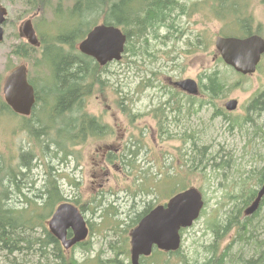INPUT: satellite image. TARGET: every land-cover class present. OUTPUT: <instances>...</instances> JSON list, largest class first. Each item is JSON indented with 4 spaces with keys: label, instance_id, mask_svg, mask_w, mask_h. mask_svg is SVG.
<instances>
[{
    "label": "rangeland",
    "instance_id": "1",
    "mask_svg": "<svg viewBox=\"0 0 264 264\" xmlns=\"http://www.w3.org/2000/svg\"><path fill=\"white\" fill-rule=\"evenodd\" d=\"M181 1L186 4L185 7L194 6L197 9L179 20V25L186 32L184 37L178 41H169L167 45H162L158 39L151 49L153 58L155 57L151 65L146 66L141 59L133 56L106 65V70L101 74L105 80L102 90L99 91L97 87L86 97L85 110L88 114L100 117L105 125L115 124L111 138L119 144L122 143L123 148L126 143L133 145L132 150L136 153V156L131 158L133 165H126L129 158L127 157V160L121 151L117 165L109 166V171L103 169L107 172L106 176L97 174L99 158L95 148L104 141L105 135L89 136L83 143L71 146L73 153L68 154L66 160L62 161L60 149L54 153L56 147L51 139L57 140L58 135L52 128L53 120L49 107L42 109L40 104H35L36 110L26 118L32 122L37 121V118L34 119L37 116L38 124L35 123V127L47 132L38 136V142L24 130L27 121L21 116L11 112L0 114V154L4 156L3 159L9 158L7 162H10L13 168L20 159L29 160L32 165V169L22 171L29 175H21V178L16 180L18 187L24 186L21 192L28 190L26 186L29 183L34 185V188L43 184L49 171L48 168L46 170L47 163L51 166V173L57 178L62 198L70 202H86L84 215L89 226H92L86 238L89 250L85 251L79 247L62 249L61 252L66 258L74 255L84 264H107L109 260H114V264H117L118 260L129 262L128 230L131 228L132 219L149 204L166 201L172 191L182 185H192L201 190L205 201L204 209L192 226L182 231L180 250L177 253H153L141 259L144 264H202L210 257L219 258L223 255L221 264H235L240 262V259L255 260L261 255L264 256V205L250 222L255 228L257 226L256 240L260 241H257L258 247L252 242L240 239L235 228L215 232L218 224L225 223L233 211L236 212L242 207L239 200L241 190L251 186L259 188L255 181L259 172L264 169V115L248 109V104L257 92L264 89V54L258 69L253 74L241 78L217 61L214 38L221 32L237 33L231 32V28L236 30L237 27L229 28L228 19L220 21L210 13L211 5H217L219 0ZM72 2L73 0H61L60 3H57V0H45L43 6L33 10L37 13L31 17L33 11L25 5V0H0V6L7 9L6 20L2 24L4 37L0 42L2 77L8 72V68L12 69L20 63H25L28 79L35 85L36 93L42 92L44 88L47 91L48 82L52 81L50 71L47 81H44L47 72L42 67L33 66L34 56L19 59L11 54V50L14 45L24 40L19 36L18 30L26 18H32L38 36L39 33H49L54 28L61 31L63 26L67 30L71 19L61 15L55 20L53 10L58 7L64 12L66 6ZM229 7L226 4L224 9ZM245 12L253 16L254 24L259 22L264 28V0H249ZM76 15L79 16V13L76 12ZM227 16H230L229 12ZM79 20L74 18L73 22ZM196 34H201L202 42H208L207 49L204 50L201 45L195 51H187L185 38ZM34 55L38 56L39 52ZM214 69L224 73L228 82H236V87L226 96L213 99L212 102H205L204 100L209 98L206 94H201L199 98L202 102H198L199 105L196 104L193 108L185 107L187 103L181 104V112L176 117L175 113L168 117L166 133L160 132L154 117L155 111L152 110L164 99V89L159 84L172 86L173 80L186 77L198 81V76L203 77L204 72ZM143 76L151 79V86H141L140 78ZM138 82L140 85L135 87ZM116 89L121 93H117ZM125 92V104L131 111L130 115L137 116L132 121L119 106V102H123L121 96ZM40 99L43 100L44 97L40 96ZM229 99L237 100V106L232 111L224 107V103ZM69 120L65 116L60 125L67 124ZM45 142L51 144L45 148ZM31 149L35 151V157L22 156ZM17 170L18 167L13 171ZM93 172L95 177H92ZM6 192L8 200L13 204L18 202L16 205L21 207L23 195L17 192L16 187ZM96 201H100L101 205L92 211L91 207ZM89 205L91 207H88ZM243 216L241 211L238 214L239 220H243ZM48 219L45 220L46 227ZM40 232V227L32 230L34 244L37 243L35 239L40 237ZM125 236L127 253L123 254L122 241ZM250 241H253V238ZM34 249H23L22 252H35ZM45 249V257L41 256L39 250L28 254L26 258H29L30 264L59 262L51 247ZM22 252L13 256L21 259L24 257ZM8 259L0 253V264H8Z\"/></svg>",
    "mask_w": 264,
    "mask_h": 264
},
{
    "label": "trees",
    "instance_id": "2",
    "mask_svg": "<svg viewBox=\"0 0 264 264\" xmlns=\"http://www.w3.org/2000/svg\"><path fill=\"white\" fill-rule=\"evenodd\" d=\"M60 2L61 0H57V3ZM242 2L243 4H241ZM248 2L249 0H219L217 5H211L213 13H210L219 18L220 21L228 19L230 23L226 25H228L229 28H231V26L237 27L236 30L231 28V31H236L238 35H250L255 33L264 37V28L262 24L259 22L254 24L253 16L245 12ZM44 3L45 0H25V5L29 6L28 8L32 11L36 9V7L43 6ZM226 4L230 6L228 9H224ZM185 5L182 4L181 0H73L71 5L66 6L64 12L60 11L58 7L55 11L53 10L55 20L61 15H66L71 19L68 22L69 28L67 30L63 26L61 31L54 28V30L49 33L48 31L39 33L40 45L38 47L30 46L23 40L12 47L11 54L19 59L34 56L33 66L42 67L47 72L44 81H47V76L50 71L52 81L48 82L49 85L47 87L49 88L47 91L44 88L42 92L38 91L36 93L35 85L33 87L37 104H40L42 109H47L49 107L50 116L53 120L52 128L57 131L58 135L57 140L51 139L56 147H54V153H57L56 150L60 149L59 151L62 152L60 159L62 161L66 160L68 154L73 153L70 150L71 146L83 143L89 136L100 135L102 130L105 129V125L102 124L101 121L87 113L85 110V102L86 97L93 93L97 87H99V91L100 89L102 90L105 80L101 77V74H103L106 69L105 67H100L92 58L81 54L75 49L77 42L84 37L88 29L94 24L99 22L113 24L120 27L127 37L124 51L126 56L123 57V60L125 58L127 59L129 56H133L136 59L137 57L141 59L146 66L148 64L151 65V61L155 59V57L153 58L154 54L151 49L158 39L161 41L162 45H167L169 41H178L184 37L186 32L179 25V20L182 16L188 15V13L191 14L193 10L194 12L197 11L194 6L185 7ZM76 12L79 13V16L76 15ZM227 12L230 14L229 17L227 16ZM36 13V11H33L32 14L36 15ZM74 18L80 20L74 23ZM221 33L224 34L223 32ZM200 35L196 34L185 38L187 51H195L201 45L204 50L207 49L208 42H202ZM37 52H39V55L35 56L34 53ZM217 61L221 62L220 57H217ZM152 73L155 74L154 72ZM203 75V77L198 76V83L201 94H206L209 98L207 101L204 100L205 102H212L213 99L226 96L228 92L237 85L236 82H228L226 75L220 73L218 69L209 72L206 71ZM244 77L245 76H242L241 78ZM1 80L2 77L0 74V86ZM141 81L142 87L152 85L151 79L146 76L141 77L140 82ZM140 82L136 83L135 87L140 85ZM159 86L164 89V99L160 100L157 106L152 110L155 111L154 117H156L158 129L164 134L167 131L168 117L171 113H175L176 117L183 108L181 104L187 103L185 107L189 109L193 108L196 104L199 105L202 101L200 98L187 95L174 87L162 85L161 83ZM116 91L117 93H121L118 89H116ZM40 96L44 97L45 100L40 99ZM125 97H127L126 92L122 94L121 99L123 102H119V106L122 112L132 121L136 115H130L131 111L125 104ZM248 109H252L254 112L264 115V89L256 93L251 99L248 104ZM34 110H36V108L33 109L32 113H34ZM3 111L4 113L11 112L10 108L1 99L0 94V113ZM219 113L223 114L220 111ZM65 116L70 120L67 124L61 126L60 124H62ZM36 118L37 121L31 122L30 120H26V117H23V119L27 121L24 130L29 133L31 138L38 142V136L47 132L42 128L35 127V123L38 124V117H34V119ZM59 125L60 127H56ZM50 142L43 143L45 144L44 147L47 148ZM26 153L27 154L22 156H36L33 149ZM123 154L126 156V159L127 157L129 158L126 165H133L131 158L136 156V153L132 150L130 145L126 147ZM1 156L0 154V253L5 255L7 259L9 256H12L8 259V264H30L29 258H26L27 255L34 254L36 250H39L41 256L45 257L47 252L45 247H51L55 251V258L59 261L57 264H84L79 259L75 258L74 255H70L66 258L65 254L61 252L62 248L59 241L48 231L45 225V220L51 216L57 204L66 200L61 196V189L57 182V178L50 171L51 166L45 163L46 170L48 168L49 171L47 172V178L45 177L40 187L34 188L35 186L29 183L28 186H26L28 190L21 192L24 186L23 188L20 186L18 187L16 180L21 178V175H29L22 171H28L30 168L32 169V165L29 160L20 161V159L14 165V168L18 167L17 172H14V168L10 162H7V160H4L3 156ZM263 178L264 169L259 172L255 184L260 185ZM14 187H16L19 194L23 195L21 207L16 205L18 202L13 204L12 201L8 200V192L6 191ZM256 192L257 189L252 186L244 190L242 189L239 199L242 207L237 209L236 212L233 211V214L229 215L230 218H228L229 216L226 218L225 223L218 224L215 232L218 233L220 229L228 230L235 228L237 236L240 239L242 238V240L248 243L252 242L258 247V240H256L257 226L255 228V225L250 222L259 214L262 205H264V196L256 212L250 216H243V220H239L238 218V214L243 211L242 209L254 199ZM32 195L33 197H31ZM73 202L78 205L81 210L84 211L86 209V202H84V204L80 203V200H75ZM100 205L101 202L96 201L92 207L90 205L88 207H91L92 211H94L96 210L95 208ZM150 208L151 206L138 212L135 218L132 219L133 222L130 226L132 227ZM35 227H40L41 232L40 237L35 239L37 243L34 244L32 241L34 237L31 233ZM91 227L90 225V228ZM125 232L127 233V230H125ZM129 232L128 230V235ZM252 238L253 241H250ZM126 239L127 237L125 236L122 241L123 254L127 253V249L125 248ZM34 245L38 246L35 247ZM77 247L85 251L89 250V245L86 241L74 245L73 249ZM23 249H34L35 252L25 253L22 252ZM18 252H22L24 257L16 259L13 254ZM260 252L263 253V251ZM223 256L219 258L210 257L202 264H221L223 262ZM38 258H40V256H38ZM238 259L239 258H237V261ZM113 262L115 263L114 260H109L106 263L114 264ZM259 262L264 263L263 255L255 260L252 258L240 259V262H236L235 264H256ZM117 264L130 263L118 260Z\"/></svg>",
    "mask_w": 264,
    "mask_h": 264
},
{
    "label": "water",
    "instance_id": "3",
    "mask_svg": "<svg viewBox=\"0 0 264 264\" xmlns=\"http://www.w3.org/2000/svg\"><path fill=\"white\" fill-rule=\"evenodd\" d=\"M6 10L0 7V41L3 38L1 23ZM22 35L33 45L38 44L37 36L30 19L25 20L21 27ZM126 42V35L114 25L97 24L77 44L80 53L89 56L100 66L121 59ZM216 49L227 65L241 74L255 71L262 53L264 39L257 35L246 37L217 36L214 40ZM189 94H197V83L191 78H184L173 83ZM4 101L13 112L27 116L31 113L35 102L34 90L27 81L26 66L21 64L12 70L2 84ZM226 108L231 110L236 106V100L226 102ZM264 195V182L257 192V197L245 209V214H253ZM203 206L200 192L196 188H188L172 196L165 205H158L145 214L130 233V263L139 262L141 255H149L156 246L161 250L174 251L179 247V229L189 226ZM48 228L65 248L86 238L88 228L84 217L78 208L68 202L59 204L53 211ZM72 236L67 238V230ZM262 264V263H260Z\"/></svg>",
    "mask_w": 264,
    "mask_h": 264
},
{
    "label": "flooded vegetation",
    "instance_id": "4",
    "mask_svg": "<svg viewBox=\"0 0 264 264\" xmlns=\"http://www.w3.org/2000/svg\"><path fill=\"white\" fill-rule=\"evenodd\" d=\"M115 128V124H112L107 130V135L104 137V141L95 148V151L98 152L99 158V163H97V174L101 173L102 177L107 174V172L103 171V169H108L109 171V166L113 167V165H117L115 158L119 155V152L122 149V144L115 142L114 139L111 138ZM92 177H95L94 172L92 173Z\"/></svg>",
    "mask_w": 264,
    "mask_h": 264
},
{
    "label": "bare ground",
    "instance_id": "5",
    "mask_svg": "<svg viewBox=\"0 0 264 264\" xmlns=\"http://www.w3.org/2000/svg\"><path fill=\"white\" fill-rule=\"evenodd\" d=\"M259 187H260V186H259ZM258 190H259V188L257 189V191H258ZM256 193H257V192H256ZM256 197H257V196H255L253 200H255ZM261 199H262V198H260V201H261ZM260 201H259V204H260ZM251 215H252V214H251Z\"/></svg>",
    "mask_w": 264,
    "mask_h": 264
}]
</instances>
